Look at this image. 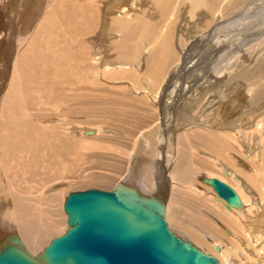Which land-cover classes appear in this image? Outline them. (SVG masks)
Here are the masks:
<instances>
[{
    "label": "bare ground",
    "instance_id": "1",
    "mask_svg": "<svg viewBox=\"0 0 264 264\" xmlns=\"http://www.w3.org/2000/svg\"><path fill=\"white\" fill-rule=\"evenodd\" d=\"M7 3L0 7V37H8L10 48L1 52L0 43V258L12 248L44 254L75 227L67 208L73 191L121 188L155 198L165 206L171 228L196 248L208 249L220 264H264V80L254 77L264 72V62L228 74V82L219 74V94L225 90L229 100L233 89L252 104L246 111L237 109L229 121L222 119L220 105L208 102L215 91L196 95L184 85L161 94L171 71L170 85L189 84L185 61L194 54L181 57L177 48L188 49L199 33L203 39L191 45L209 48L238 21L263 20L264 12L257 13L264 0H21L19 7L26 11L16 18L18 26L10 15L14 2ZM225 19L224 26L216 25ZM245 24V30L264 26ZM144 51L146 59H138ZM133 67L144 71L142 78L156 96L151 104L147 97L130 99L127 91L101 87L112 68L114 76H124ZM85 80L95 88L75 87ZM64 81L73 88L70 94L64 92ZM121 109L147 116L136 117L135 126L127 128L118 117ZM94 114L90 123L96 129L75 124ZM249 125H254L251 131ZM107 145L115 148L113 163L103 156ZM88 146L102 151L99 159L81 152ZM86 163L92 171L113 167L114 174L109 171L111 178L105 179L92 172L79 182L77 171ZM240 177L255 189L262 202L258 208L240 199L228 210L209 184L218 179L235 190ZM163 196L170 198L169 205Z\"/></svg>",
    "mask_w": 264,
    "mask_h": 264
},
{
    "label": "water",
    "instance_id": "2",
    "mask_svg": "<svg viewBox=\"0 0 264 264\" xmlns=\"http://www.w3.org/2000/svg\"><path fill=\"white\" fill-rule=\"evenodd\" d=\"M230 207L241 197L228 184L210 179ZM75 227L44 254L12 248L0 264H220L169 230L165 206L129 189L74 194L67 203Z\"/></svg>",
    "mask_w": 264,
    "mask_h": 264
},
{
    "label": "rangeland",
    "instance_id": "3",
    "mask_svg": "<svg viewBox=\"0 0 264 264\" xmlns=\"http://www.w3.org/2000/svg\"><path fill=\"white\" fill-rule=\"evenodd\" d=\"M9 1L12 2V0H9ZM13 2H14L13 3L14 7H13V11H10V15L11 16L14 15L13 16V22H15L16 21V18L19 17L21 19V16L23 15L22 11H23V9H24V11H26V8L24 6H22V5H21V8L19 7L20 4H21V0H13ZM17 2L19 4H17ZM3 4L4 5L5 4H8L7 3V0H0V7L3 6ZM260 5H255V6L259 8L261 6H264V3H262L261 6ZM37 8L38 7H36V10H37ZM261 12H264V9H262L257 14H260L261 15ZM180 20H182V18ZM225 22H227L226 19L225 20H220V21H218L216 23V25H218V27H221L222 24L224 26ZM247 22H252L254 24L252 26H256L257 24L264 23V19L261 20V18L255 17L253 19H248L247 18V19H242L241 21H238L236 23V29L234 28V30H232V29H230L229 31L227 30L226 32H223V34H220L219 37L215 38L214 39V42H212L210 44L207 43V44H209L208 45L209 48H207V47L204 48V46H200V45H198V46L191 45L195 41H199V40H202L203 39V36L200 35L199 31H196V33H199V34H198V36L196 38H193V36L191 37V38H193L195 40L192 41V42H190V45L187 46L188 49L185 48L186 50L185 49H182V51H180L178 48L176 49L177 53L180 52L179 55L181 57H182V54H183L184 57L189 56L190 53H193L194 54V56L191 57L189 63H188V60L185 61V69H186V72L188 73V71H189L188 76H187V78L189 80V84L187 85V82H178V81L177 82H174L173 81L174 84H171L170 85V83L168 81H170V79H173L172 76H171V74L173 73V71H171L164 78V79H166V82L164 83V86L162 88L163 91L161 90V94L166 93L167 91L168 92H171V91L173 92L175 90L178 91L179 89H183L185 86L188 87L190 90H192V89L195 90V91L192 90L191 93L194 94V92H196V95L199 93L198 92L199 90L201 91L200 92L201 95L204 94L206 92V90H212V91H215V92H210L208 94L209 96L207 95L208 96L207 98H209V99H210V97L212 98L208 102H211L210 103L211 106L213 104H215V107L220 105V107H221V116H223L222 117L223 120H225V121L231 120V118L233 117L234 112L237 109H242V111H246V109H248L250 107V105H252V104L249 105V103H251L250 100L249 99H246L243 93H240L239 92L238 94H236L235 91H233V89H231L232 92L229 93V95L230 94H231L230 96H233L234 95V97L231 98V99H229V100L228 99H225V96H226L225 93H226V91L224 90V91L221 92V94H219L217 92V91H219L217 82H218V78L219 77H223V76L225 78L227 77L225 79L227 81L228 74L231 73V74L235 75V74H238L236 71H240L241 68L253 69V67H254L255 64H257L259 62H264V26L261 27L260 30H257L259 27H254L253 29L252 28L250 29V27H249L248 30H245V27H246V24L245 23H247ZM16 24L18 26V22L17 21H16ZM3 25H4L3 27L6 28L7 25H8V23H6V24L4 23ZM193 28H194V26H193ZM16 31H18V30H16ZM237 31H239V32H237ZM12 33H15V30ZM192 33H193V35H195V33H194L193 30H191V35H192ZM0 43L3 44L2 45V49H1V52H2L7 47L6 44L8 43V37L5 36L3 38L1 36L0 37ZM223 46H224V48H223ZM196 47L198 49H196ZM8 49H10V48L7 47L6 50H4V51H6V52L9 53V51H7ZM142 53H143V55L140 54V55L136 56L140 60L146 59V56L148 55L145 51L142 52ZM11 55L13 56L12 53H11ZM107 59H108V57H107ZM136 61L134 62V66L137 65V63H138ZM143 62H145V61H143ZM3 65H4V70H5V66H7V65H5V64H3ZM244 66H246V67H244ZM2 68H3V66L1 64L0 70ZM213 68H214V70H213ZM142 69L145 70V68H142ZM113 70H115V69L112 68L111 70H109L108 71V73L110 72L109 74L108 73H105L106 79H103L101 81V85H102L101 87L104 90H107V91H110L111 90V91H114V93H121L122 91L123 92L124 91L125 92L127 91L126 94L128 95V97L130 99H139V100H142V99L144 100V98H146V97L148 98L149 95H152L151 96L152 99L150 97L148 99L146 98V100L150 104H151V101L155 100L153 97H156V96L153 95V92H149L148 85H147L146 81L142 78V76L144 74V71L138 72L137 70H140V69L139 68H136V67H133V69L130 70L132 74L129 73V74H124V76L122 74H121V76L120 75L119 76L118 75L117 76H114ZM178 72L182 73L181 71H178ZM207 72L210 73V74L207 75L206 74ZM193 73H195V74H193ZM201 73L203 75H200ZM254 73H255V71H254ZM219 74H220V76H219ZM256 74H258V76H259L257 78L258 81H263L264 80V72L263 71H261V72L260 71H256L254 77L256 76ZM259 74H261V76ZM107 75H110V76H107ZM126 75H127V79L124 78V77H126ZM178 75L180 76L182 74H178ZM204 75L206 77H203ZM191 76H194V77H191ZM199 79H201L202 81L200 83H196ZM195 80H196V82H195ZM225 80L223 81V84L227 87L226 83L228 81L226 82ZM191 81H193V83ZM211 82L214 83V84H212ZM92 83L93 82H90L89 83V80L88 81L85 80V83L84 82H80L79 86L75 85V87H80L81 88V85H84V86L86 85L87 88L94 89L95 88V85L92 86ZM239 83L240 82L238 81L237 83L235 82L233 85L235 86V85H237ZM249 83H248V86H246V85L243 86V84H242V86H241L242 89H243L242 91H244L247 87H249ZM207 84H208V86L206 87ZM189 85H190V87H189ZM63 87H64L63 89H64L65 94H70V90L73 89L65 81H64ZM177 87H179V88H177ZM244 87H246V88H244ZM160 88H161V86L159 87L158 93L160 92ZM165 88H167V89H165ZM173 88H174V90H172ZM156 89L157 88H155V90ZM210 94L211 95H214V96H211ZM59 110H58V112H59ZM121 110H120V112L118 114V117L122 118L124 120V122L127 123V125H124L127 128H131L132 126H135L134 124H135V118L136 117L142 116V117H145L146 118V116H147L146 112H145V115H144V113L140 109H139L140 111H138V113H136V114L124 113V109H121ZM135 115H137V116H135ZM95 116H96V114H94V115H92L90 117L88 116V117H85V118L84 117L83 118H80V119L77 120V123H75V124L76 125H81V126H83L82 128H85V129H93V128L96 129L95 128L96 125L90 123V122L93 121V119L95 118ZM59 123L60 122H55V124H59ZM253 126L254 125H252V126L249 125L248 126L249 127L248 128V131H251ZM72 127H75V126L73 125ZM80 135L82 137H85L84 134H80ZM103 137H106V136L98 135L97 138L103 139ZM86 138L90 139V137H88V136ZM110 138H112L113 140L116 139L114 137H110ZM94 139L95 138H93L92 140H94ZM254 139L256 140V137H254ZM255 140H252V142H250V145L251 144L254 145ZM86 142H84V143L86 144ZM101 145L103 146L104 144L102 143ZM86 148H88V150H84L83 149L84 151L83 150L81 151L82 153L84 152L83 153L84 155L86 154V155L90 156V155L93 154V156H90V157H92V158L95 157V158L99 159V157H100L99 155H101V152H102L100 149H97V150L92 151V149H91V148H93L92 146H88ZM107 149L108 150L110 149V150L109 151H106L105 153L107 155L104 153L103 156L108 157L109 160L111 161V163L115 162L116 161V159H115L116 156L115 155H117L116 153L114 154L115 148H112V147H110V146L107 145ZM97 154H99V155L97 156ZM74 159H75V156H74ZM105 159H107V158H105ZM86 164H87V166H86ZM86 164H85V166L83 165V168L81 169L80 172L77 171L78 177H82V179H79V180L77 178V180L79 182H81L83 180V178H86L87 179L92 172L97 173V174H100V176H98V177L105 178V179L106 178H111V177H109L110 176L109 174H111V175H112V173L114 174L113 171L111 172V169L113 167L111 169L109 168V169H101V170H94V171H92L91 168L93 167V165L92 164H88V163H86ZM105 170H108V171H105ZM123 170H124V167H123L122 171ZM109 171H110V173H109ZM106 175H109V176H106ZM116 175H118V174H116ZM116 175H113L112 176V178H113L112 179V183H111L112 186H114V183H116V178H117ZM123 175H125V174H123ZM108 189L110 190V187ZM86 190L88 191V189H85V190H82V191L86 192ZM82 191H77V193L73 191L72 194H79V193H82ZM241 191L243 192V194H245V191L244 190H241ZM247 192H249L248 189H247ZM69 194H71V192ZM70 196L71 195H69V197ZM69 197H68V199H69ZM162 199L164 201L167 200L166 203L169 205L170 198L167 199V197H164L163 196ZM168 224L170 226L169 227V230L171 232H173L180 239L185 240V237L180 236L179 234L176 233V231L173 228H171V225H170L169 221H168ZM66 226L70 230V227L68 225V219L66 220ZM63 228H64V226H63ZM171 229H173L174 231L171 230ZM57 236L58 237L54 236V238L55 239L56 238H59L60 236H62V234L61 235H57ZM54 238H53V241L55 240ZM51 242H48V243L50 244ZM49 244L46 245L43 248V251L49 246ZM239 245L242 247L241 244H239ZM200 250H202V249H200ZM202 251L205 254H208L206 252V251H208V249H204ZM40 253H41V251H38L36 255L38 256V255H40Z\"/></svg>",
    "mask_w": 264,
    "mask_h": 264
},
{
    "label": "crops",
    "instance_id": "4",
    "mask_svg": "<svg viewBox=\"0 0 264 264\" xmlns=\"http://www.w3.org/2000/svg\"><path fill=\"white\" fill-rule=\"evenodd\" d=\"M236 176L238 177V175H236ZM239 182H240L239 188H237V189L235 188V190L240 195L242 201L247 205L249 204V208L251 207L252 209H254V207L258 208L259 206H261L262 202H261L260 198L258 197L255 189L249 185L248 180L240 177ZM247 189L249 190V192H247ZM241 190H244L245 194H243V192ZM250 203H252V205H250ZM247 212H248V210H247ZM257 228H258V226H257Z\"/></svg>",
    "mask_w": 264,
    "mask_h": 264
}]
</instances>
